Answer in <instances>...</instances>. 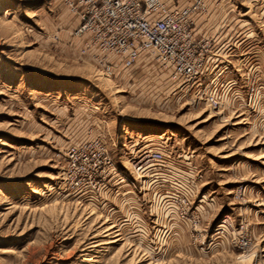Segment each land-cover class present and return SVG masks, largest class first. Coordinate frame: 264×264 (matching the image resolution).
Returning <instances> with one entry per match:
<instances>
[{"label": "rangeland", "instance_id": "obj_1", "mask_svg": "<svg viewBox=\"0 0 264 264\" xmlns=\"http://www.w3.org/2000/svg\"><path fill=\"white\" fill-rule=\"evenodd\" d=\"M212 4L218 111L148 56L104 74L62 0H0V264H264V0ZM71 145L114 171L76 186Z\"/></svg>", "mask_w": 264, "mask_h": 264}, {"label": "built area", "instance_id": "obj_2", "mask_svg": "<svg viewBox=\"0 0 264 264\" xmlns=\"http://www.w3.org/2000/svg\"><path fill=\"white\" fill-rule=\"evenodd\" d=\"M207 1L192 0L189 6L171 9L161 0H62L79 20L73 35L82 41L81 54H92L104 74L129 69L146 54L181 80L183 89L192 91V102H203L218 111L215 39H198L194 32V16L209 14ZM111 56L118 58L117 65L109 62ZM90 152L89 145L68 146L64 174L70 175L76 186L85 183L93 189L97 181L114 171V164L107 156L90 159ZM164 165L163 151L153 150L143 154L134 169L140 174ZM222 228L220 224L219 233Z\"/></svg>", "mask_w": 264, "mask_h": 264}, {"label": "crops", "instance_id": "obj_3", "mask_svg": "<svg viewBox=\"0 0 264 264\" xmlns=\"http://www.w3.org/2000/svg\"><path fill=\"white\" fill-rule=\"evenodd\" d=\"M192 0H189L186 4L184 5H168V7H170L171 9H175V8H184L186 6H189ZM213 0H208V6H209V16H199V15H195L194 16V32L198 35V34H202L203 36L206 37H211L213 39H215L214 42V51L217 53V56H219V15H214V13L212 12V8H213V4H212ZM163 2V1H162ZM164 3V2H163ZM68 10V9H67ZM212 10V11H211ZM212 12V13H211ZM76 17V16H75ZM77 19V18H76ZM77 24L76 26L73 28L72 32L78 27L79 25V20L77 19ZM76 38V37H75ZM79 39V38H78ZM81 40V39H80ZM82 43V41H81ZM142 56H147L146 54H141L139 59ZM109 62H111L114 65L118 64V58L115 56H111L109 58ZM127 70V69H126ZM152 170H148L147 172H150Z\"/></svg>", "mask_w": 264, "mask_h": 264}]
</instances>
